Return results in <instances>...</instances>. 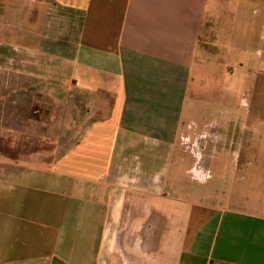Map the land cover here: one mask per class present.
<instances>
[{
  "label": "crops",
  "instance_id": "obj_1",
  "mask_svg": "<svg viewBox=\"0 0 264 264\" xmlns=\"http://www.w3.org/2000/svg\"><path fill=\"white\" fill-rule=\"evenodd\" d=\"M240 3L258 0H0L6 27L27 11L26 50L67 68L86 108L50 165L0 170V264H264V175L196 215L178 172L185 130L211 125L210 36Z\"/></svg>",
  "mask_w": 264,
  "mask_h": 264
},
{
  "label": "rangeland",
  "instance_id": "obj_2",
  "mask_svg": "<svg viewBox=\"0 0 264 264\" xmlns=\"http://www.w3.org/2000/svg\"><path fill=\"white\" fill-rule=\"evenodd\" d=\"M22 14L13 27L4 26L11 24L10 14L0 18V170L11 166V159L50 165L79 138L85 118V101L73 83L59 82L69 70L47 62L48 53L26 50L31 38L37 42L39 36L26 34L27 11ZM222 21L224 26L210 36L211 74L206 98L200 100L212 113L211 125L186 129L179 152V182L196 193V215L208 202L217 206L214 202L229 196L241 178L249 182L258 174L261 182L264 175V0L240 3L236 14ZM218 52L235 63L214 66ZM32 58L34 68L27 66ZM15 76L36 79L19 84L23 90L16 91ZM28 85L33 89L27 90Z\"/></svg>",
  "mask_w": 264,
  "mask_h": 264
}]
</instances>
